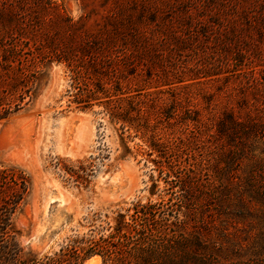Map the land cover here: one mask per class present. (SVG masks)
Wrapping results in <instances>:
<instances>
[{
    "label": "rangeland",
    "instance_id": "obj_1",
    "mask_svg": "<svg viewBox=\"0 0 264 264\" xmlns=\"http://www.w3.org/2000/svg\"><path fill=\"white\" fill-rule=\"evenodd\" d=\"M62 1L68 15L88 32L87 40L104 35L113 25L124 30V24L132 22L146 35L140 49H147V55L145 63L135 68L122 66L127 76L122 81L123 93L94 99L89 109L69 101L70 67L54 59L41 68L36 98L0 120V168L23 171L29 179L28 192L13 216L23 258L42 259L74 249L84 254L92 241L111 233L118 212L129 217L137 201L169 198L173 209L187 203L180 213L187 231L196 229L210 237L227 234L243 246L255 244L261 228L255 213L243 220L219 214L199 186L194 195L183 196L179 184L186 169L201 168L199 163L204 166L200 185L210 181L216 154L229 147L223 140L208 142L212 131L188 120L191 125L187 124L186 118L200 113L213 122L226 108L237 110L247 100L253 102L255 88L264 83L261 29L244 26L239 20L235 24L243 30L236 44L206 48L203 38L206 50H195L197 42L190 45L193 51L187 48L176 53L171 51L172 42L186 16L165 0ZM240 3L242 8L259 9L261 0ZM173 94L181 98V104L175 105L177 114L171 119L158 117L156 109L174 106ZM130 97L146 105L150 113L147 127L111 118L106 102L123 98L127 107ZM154 134L162 141L174 140V148L165 156L152 149ZM243 149L240 175L251 162L264 158V137H250ZM154 182L158 187L151 193ZM83 264H103V257L93 253Z\"/></svg>",
    "mask_w": 264,
    "mask_h": 264
},
{
    "label": "trees",
    "instance_id": "obj_2",
    "mask_svg": "<svg viewBox=\"0 0 264 264\" xmlns=\"http://www.w3.org/2000/svg\"><path fill=\"white\" fill-rule=\"evenodd\" d=\"M165 3L175 5L186 16L184 27L172 42L171 51L176 53L187 48L193 51L190 45L197 42L198 47L194 48L198 51L206 50L205 44L206 48L211 44L224 47L236 44L243 30L235 24L239 20L244 26H257L264 33V6L260 7L264 0L259 9L242 8L240 0H165ZM53 12L55 17L50 15ZM124 26L120 30L113 25L104 35L87 40L88 32L68 15L62 0H0V120L9 118L36 98L41 68L54 59L67 62L70 67L69 101L80 109L91 108L94 99L123 93L122 81L127 76L122 66L135 68L140 62L145 63L147 55V49H140L146 35L138 32L132 22ZM203 38L207 39L205 44ZM257 82L261 81L257 78ZM253 97V102L247 100L237 110L226 108L213 122L200 113L186 118L185 123L191 125L188 122L191 121L202 130L212 131L208 133V142L223 140L229 147L216 154L210 181L200 185L204 166L199 163L201 168L186 169L187 174L179 184L183 196L194 195L199 186L202 196L214 203L213 209L219 214H233L243 220L255 213L261 228L252 246H243L236 237L227 234L222 235L224 240L222 236H206L196 229L187 231L180 218L187 203H177L175 210L169 198L160 202L137 201L129 217L118 212L111 233L92 241L84 254L74 249L42 259L23 258L13 216L28 192L29 179L23 171L0 168V264H83L93 253L102 255L103 264H264V158L251 162L243 175L238 173L245 141L252 136L264 137V83L255 88ZM122 100L106 102L111 118L147 127L150 113L146 105L137 97H130L126 107ZM173 102L169 110L156 109L157 116L171 119L177 114L175 105L181 104V98L173 94ZM150 145L162 156L175 146L174 140L162 141L156 134L152 135ZM165 181L170 183L168 179ZM152 186L151 193H156L158 184L154 182Z\"/></svg>",
    "mask_w": 264,
    "mask_h": 264
}]
</instances>
